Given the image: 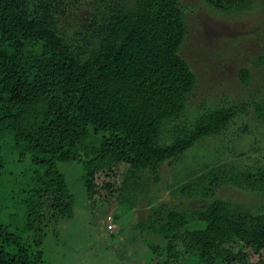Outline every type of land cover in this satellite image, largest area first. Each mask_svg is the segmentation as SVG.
I'll use <instances>...</instances> for the list:
<instances>
[{
    "label": "trees",
    "instance_id": "16d2710c",
    "mask_svg": "<svg viewBox=\"0 0 264 264\" xmlns=\"http://www.w3.org/2000/svg\"><path fill=\"white\" fill-rule=\"evenodd\" d=\"M64 1L0 0V217L17 210L0 220V264H46V232L73 207L56 161L81 165L88 198L125 202L133 175L245 109L218 104L181 122L195 76L179 55L186 26L177 0H96L69 32ZM202 1L222 14L264 7ZM253 110L264 122L263 106ZM245 178L264 192V166ZM133 228L162 239L147 244L167 264H264V200L249 214L217 197L190 215L161 202Z\"/></svg>",
    "mask_w": 264,
    "mask_h": 264
},
{
    "label": "rangeland",
    "instance_id": "374dc122",
    "mask_svg": "<svg viewBox=\"0 0 264 264\" xmlns=\"http://www.w3.org/2000/svg\"><path fill=\"white\" fill-rule=\"evenodd\" d=\"M177 1L183 6L186 26L179 55L195 76L181 122L190 123L202 108L218 104L243 105L245 109L218 132L198 138L176 158L133 175L138 183L127 195L130 201L108 204L88 198L81 165L56 161L72 194L73 207L70 218L59 219L46 232L41 245L46 264H153L155 260L167 264L160 259V248L157 253L148 249V242L161 247L162 239L133 228L151 208L165 202L190 215L217 197L249 214L264 200V192L245 181L246 175L256 174L264 166V122L253 110L255 103L264 109V7L222 14L202 0ZM94 2L64 1L62 24L68 25V32L85 20ZM242 68L248 71L244 82L239 77ZM212 172L210 186L215 187L209 193L206 182ZM10 207L3 209L0 220L7 221V213H17ZM107 214L110 221L105 220Z\"/></svg>",
    "mask_w": 264,
    "mask_h": 264
},
{
    "label": "built area",
    "instance_id": "2783aa9c",
    "mask_svg": "<svg viewBox=\"0 0 264 264\" xmlns=\"http://www.w3.org/2000/svg\"><path fill=\"white\" fill-rule=\"evenodd\" d=\"M105 220H106V221H110V220H111V216H110L109 214H107V215L105 216ZM108 227L110 228L111 226L108 225Z\"/></svg>",
    "mask_w": 264,
    "mask_h": 264
}]
</instances>
